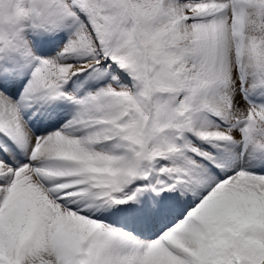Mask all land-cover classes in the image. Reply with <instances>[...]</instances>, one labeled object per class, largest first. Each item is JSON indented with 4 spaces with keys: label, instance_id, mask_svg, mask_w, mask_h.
Segmentation results:
<instances>
[{
    "label": "snow or ice",
    "instance_id": "6c2138e0",
    "mask_svg": "<svg viewBox=\"0 0 264 264\" xmlns=\"http://www.w3.org/2000/svg\"><path fill=\"white\" fill-rule=\"evenodd\" d=\"M0 264H264V0H0Z\"/></svg>",
    "mask_w": 264,
    "mask_h": 264
},
{
    "label": "rangeland",
    "instance_id": "374dc122",
    "mask_svg": "<svg viewBox=\"0 0 264 264\" xmlns=\"http://www.w3.org/2000/svg\"><path fill=\"white\" fill-rule=\"evenodd\" d=\"M51 35L55 41H53V39H52L47 45L43 46L41 48V50H43V52L40 50L41 55H45L44 52L46 51L47 48L49 49V51H51L54 54V52L59 48V46L68 38L69 32L68 31H59V32H53ZM71 59L76 60V61L79 60V58H77V57H73ZM93 85L99 86L97 84V81L95 78L87 76L85 74L84 76H82L81 79H79V80L75 79L72 82V87L70 88V90H74L77 92V94L83 95V94H85L86 90H90V88ZM76 109L74 110V113H76V111H77ZM197 142L202 144L203 147H205V148L207 147L206 143L201 142V141H197ZM223 150L225 152L233 150V146H224Z\"/></svg>",
    "mask_w": 264,
    "mask_h": 264
},
{
    "label": "bare ground",
    "instance_id": "6f19581e",
    "mask_svg": "<svg viewBox=\"0 0 264 264\" xmlns=\"http://www.w3.org/2000/svg\"><path fill=\"white\" fill-rule=\"evenodd\" d=\"M42 52H43V50H41ZM45 53V55H52L53 53L52 52H50L49 51V49L47 48L46 49V51L44 52ZM15 95V94H14ZM65 118H66V120H67V118H69V117H72V115L71 116H64ZM211 147L213 148V150H215L216 152L215 153H218V154H224V155H230V151H227V152H225L224 150H223V147H219V148H216V147H213L212 145H211ZM213 152V151H212Z\"/></svg>",
    "mask_w": 264,
    "mask_h": 264
}]
</instances>
